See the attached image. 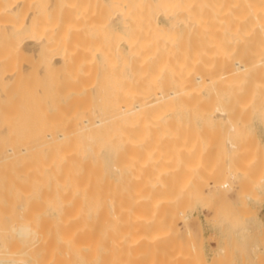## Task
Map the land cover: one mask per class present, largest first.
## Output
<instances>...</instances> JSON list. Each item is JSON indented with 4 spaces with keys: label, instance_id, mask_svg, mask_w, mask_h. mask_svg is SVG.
Listing matches in <instances>:
<instances>
[{
    "label": "bare ground",
    "instance_id": "1",
    "mask_svg": "<svg viewBox=\"0 0 264 264\" xmlns=\"http://www.w3.org/2000/svg\"><path fill=\"white\" fill-rule=\"evenodd\" d=\"M198 119L224 122L212 164ZM253 120L264 129V0H0V261L185 264L186 244L199 264L185 187L215 172L210 209L250 211Z\"/></svg>",
    "mask_w": 264,
    "mask_h": 264
},
{
    "label": "rangeland",
    "instance_id": "2",
    "mask_svg": "<svg viewBox=\"0 0 264 264\" xmlns=\"http://www.w3.org/2000/svg\"><path fill=\"white\" fill-rule=\"evenodd\" d=\"M201 120H202V122H201ZM198 119V120H196L195 121V123H197L196 125L195 124H192L191 122H194V121H191L190 122V127H191V125H194V126H197V127H195V129L197 128L198 130L199 129H201V126L200 125H202V127H204L205 128V122H206V125L207 126H209V128H208V131H206V136H207V134H208V136H210V140H209V137L207 138V137H203V134H202V132H201V134H202V137L205 139H203L202 137H200V136H197L198 134L196 133L198 130L196 129H191V131L192 132H194V130L196 131V132H194L195 134H196V136L195 137H200L199 138V140L201 141V139H203V142H205V143H203L202 141V143H203V146H204V148L205 147H207V149H206V154L208 155V156H210L211 154H212V156L211 157H209V158H207L206 160L207 161H211L212 163H213V161H212V159L214 160L215 159V149H217V147H215V149H212V148H214V147H212L213 145L212 144H214V146L218 143V142H220V139H221V137L223 138L224 137V135L223 136H221L222 135V133L221 132H223L224 133V122H222L221 121V124L220 123H218L219 124V126H220V128H219V126H217L218 124L216 123V122H212V124H210V122L209 121H218V120H213V119H206V120H209V121H205V122H203L204 121V119ZM256 121H258V120H256ZM255 121V122H256ZM200 122V123H199ZM207 122H209V123H207ZM253 122H254V120H253ZM252 122V123H253ZM254 122V124H255V126H256V124H257V126L256 127H254V125L252 126L254 129H255V135H254V131H253V128H252V131L250 132H248V131H245V130H242V131H244V132H242L240 135H242L243 136V138H244V140H245V138H247V137H245L244 136V133L246 134V132H248V134L247 135H251V137H248V139L246 140V141H248L249 140V138H251L250 139V143H249V141H248V143L249 144H251V143H253V144H251V145H249L247 142H245L247 145H245V144H243V142H242V145H243V147L241 146V149L243 148L244 149V146H247L245 149H246V151H245V149H244V151H245V154L246 153H249V151L251 152V153H249L248 155L246 154V156H247V158L244 156V151H243V153L240 155L241 156V158H240V156H239V158H240V161L239 162H241L239 165H240V167L243 165V167H242V169L245 171V172H247L248 173V175H251L250 177H253V178H255L256 176V174H258V173H260V175H258V177H259V179L261 178V176H263V174H264V172L262 171V168H263V170H264V158H262L261 157V159H260V161H259V159H257V158H259L260 156H262V154H263V152L264 151H262V150H264V148L262 149V150H260L261 152L260 153H262L261 155H260V153H259V156L257 157V155L258 154H256L257 152H259L258 150L260 149V147H264V129H263V127L261 126V124L259 123V121L257 122V123H255ZM204 125H203V124ZM208 124H210V125H208ZM189 125H187V126H189ZM252 125V124H251ZM251 125H248V126H246V127H244V128H247V130H250V129H248V128H250L251 127ZM259 125V126H258ZM189 127V128H190ZM191 128H194L193 126L191 127ZM203 128V129H204ZM217 128H219V130H221V135L219 134V132H218V135H216V133L215 132H217ZM227 129V128H226ZM206 130V129H205ZM205 130H202L201 129V131H203V133L205 132ZM210 130V131H209ZM200 131V130H199ZM214 131V132H213ZM199 133V135H201L200 134V132H198ZM212 133H213V135H212ZM215 133V134H214ZM226 133V132H225ZM224 133V134H225ZM250 133V134H249ZM194 134V135H195ZM214 135H216L217 136V138L216 137H213ZM219 135L221 136L220 137V139H218L219 138ZM254 135V136H253ZM227 136V135H226ZM241 136V137H242ZM255 136L257 137V138H255ZM214 139H213V138ZM213 140H212V139ZM216 138V139H215ZM243 138L241 139V140H243ZM254 138H255V140H254ZM256 139L258 140V141H256ZM259 139H260V142H259ZM196 140V139H195ZM208 140L209 141H212V144H211V146L209 145L211 142H208ZM215 140V141H214ZM219 140V141H218ZM223 140V139H222ZM221 140V141H222ZM241 140H240V138H239V143H241ZM243 140V141H244ZM253 140H254V142H253ZM216 141H218V142H216ZM225 141V140H224ZM256 141V142H255ZM261 141L263 142V143H261ZM196 142V141H195ZM198 143L200 144V142L198 141ZM209 143V144H208ZM254 143H256V144H254ZM257 143H258V145H257ZM259 143L261 144V145H263V146H260L259 145ZM196 144H197V142H196ZM219 144V143H218ZM200 145H202V144H200ZM208 145L210 146L209 148H208ZM223 145H224V143H223ZM249 145V146H248ZM254 145V146H253ZM196 146V145H195ZM198 147H199V145H197ZM217 146V145H216ZM255 146H257L258 148H256ZM198 147H196V148H198ZM252 147H255V149H256V151H253L254 150V148H252ZM204 148H202L203 150H204ZM212 149V150H209V149ZM201 149V150H202ZM242 149V150H243ZM195 150V149H194ZM212 151V152H210V153H208V151ZM215 150V151H214ZM198 151H199V153L201 152V153H203L202 151H200L199 150V148H198ZM197 154H196V157H192V158H198V152L197 151H195ZM213 152H214V154H213ZM252 152H255V153H252ZM200 153V154H201ZM241 153V152H240ZM205 154V155H206ZM195 155V153L193 154V156ZM204 154H202V156H203ZM205 155H204V158H206V157H208L207 155H206V157H205ZM243 155V156H242ZM201 158H202V156L201 155H199ZM215 156V157H214ZM263 156H264V154H263ZM245 157V158H244ZM252 157V158H251ZM256 157V161H257V163H256V161H254L255 158ZM189 158H190V156H189ZM188 158V159H189ZM201 158L198 160V161H196L195 163H194V166H191V167H194V169H195V172H196V170H199L201 167H200V165L203 163L202 161H204V162H206V160H204V158H203V160L200 162L201 164H197V162H199L200 160H201ZM243 159V160H242ZM253 159V160H252ZM192 160V159H191ZM191 160H189V161H191ZM196 160V159H195ZM195 160H193V161H195ZM249 160V161H248ZM193 161L191 162V163H193ZM250 161H253L252 163H256V164H258V163H260L261 161L263 162V164H259V165H261L260 167L258 166V165H256V164H252L253 165V167H255V166H258V170H260L259 172H258V170H252L253 168H251V164L249 165V167L251 168V169H249L248 167H247V165L250 163ZM259 161V162H258ZM208 162V163H209ZM210 162V163H211ZM242 162H243V164H242ZM244 162H247V164L245 163L244 164ZM249 162V163H248ZM190 163V164H191ZM207 163V166H206V168L207 167H209V165H210V170H212L213 169V171H215V165H214V167H213V165H212V169H211V164H208ZM214 163H215V161H214ZM204 164H206V163H204ZM203 164V165H204ZM193 165V164H192ZM195 165H199L198 166V169H197V167L195 166ZM200 167V168H199ZM203 167V166H202ZM262 167V168H261ZM205 168V169H206ZM202 169V168H201ZM200 169V170H201ZM248 169L249 170H252V171H255V172H253V176H252V174H251V171L250 172H248ZM256 169V168H255ZM199 170V172H198V177L200 176V172H201V175L202 174H204V179H207V176H208V180H207V183H206V186L205 187H202V189L200 188V184H198L199 185V187H198V185H197V187H195V189H198V191L196 192L195 191V189L194 188H192V186L190 187V185L187 187V188H190V190L188 191V189L185 187V190L187 191L186 193V197H185V199L183 200V206H181V209L184 211V213L185 214H187L188 216H189V219H188V221H189V223H190V226L196 231L197 230V232L200 234H202V236H203V241L202 242H200V243H198L200 246H198V244H197V246L195 247V248H198V249H196V250H200V251H198V253H199V255L197 254L196 256V258L197 259H195V261H198L200 258L203 260H205V261H202L201 262V259L199 260V264H207V263H211V264H214V261L216 262V264L218 263L217 262V260L218 261H221V262H223L224 264H255V262H257V261H260V259H261V261H263L264 262V260H262V259H264V185H259V184H264V182H260V183H258L259 181V179L256 177V179H257V182H256V179L254 180V181H252V180H250V184H249V189H248V192L250 193V199H247L248 201V206H249V210L250 211H252V209H253V211L252 212H254V214H249L248 212H250V211H248V210H245L244 212H246V213H244L243 211H240L239 212V215H237V216H240V218L241 219H239V217H237L236 219H239L238 221L234 218V217H232L233 216V212H230L231 210H232V206L230 205V204H228V203H224L225 204V207L227 208V209H229V207H230V209L229 210H227V209H225V208H223V211H221V212H218L217 214L216 213H214L211 209H210V207L212 206L211 204L213 203V201L212 200H214L215 202H220V200L224 197V193H223V191H218L214 186H212L210 183L213 181V178H214V176H213V178H212V176H211V174H214L215 172H213L212 173V171H211V174L209 173V175H207L206 176V174H208L207 173V171H205L204 170V168H203V170H201L200 171ZM207 170H209V168L207 169ZM203 171V172H202ZM188 172V171H187ZM187 172H186V175L187 176H185V177H187V178H189L190 176H191V174L194 172H192V171H190L189 173H191V174H187ZM194 172V173H195ZM258 172V173H257ZM261 172H263V174L261 173ZM197 173V172H196ZM206 173V174H205ZM246 173V174H247ZM250 173V174H249ZM254 173H256V174H254ZM182 175V174H181ZM196 175V174H195ZM189 176V177H188ZM193 176V175H192ZM169 178H171V177H169ZM169 178H167V180L169 179ZM187 178H183V180H185L184 182H188V180H187ZM194 178V184H195V182L196 183H198V181H196L195 180V177H193ZM197 178V177H196ZM249 178V177H248ZM200 178H198L197 180H199ZM201 179H203V176L201 177ZM246 179H247V177H246ZM171 180H173V179H169L168 180V182L169 181H171ZM187 180V181H186ZM248 180V179H247ZM200 181V180H199ZM202 181V180H201ZM201 181L199 182V183H201ZM204 182L206 181V180H203ZM182 183V185L183 184H186V183ZM252 182V183H251ZM254 182H256V185L258 186H256L255 185V183ZM247 183H248V181H247ZM258 183V184H257ZM180 184H181V182H180ZM202 184V183H201ZM252 185L254 186V187H252ZM202 186V185H201ZM204 186V185H203ZM259 186H261L260 188H259ZM254 188V189H253ZM259 188V189H258ZM194 189V190H193ZM250 189H251V191H250ZM256 189V191H254ZM191 190H193V192L195 191V193H193ZM199 190H200V192H203L204 190V193L206 194L205 196H207L208 197V194L206 193V192H209L210 193V197L209 198H211L210 199V201L212 202V203H210V206H209V204H207V202L209 201L208 199L209 198H207L206 200H205V197H204V199H203V197H201V196H204V195H201L200 194V192H199ZM202 190V191H201ZM191 191V192H190ZM253 191V192H252ZM189 192V193H188ZM252 192V193H251ZM198 193V194H197ZM204 193H202V194H204ZM257 195H256V194ZM199 194L201 195V196H199ZM257 197V198H256ZM204 200H205V203L203 204V202H204ZM246 200V199H245ZM202 204L204 205V206H202ZM224 204H222V206L224 205ZM226 204H228V205H226ZM206 206H208L209 207V210H208V207L206 208ZM216 206V205H215ZM215 206L213 205V207L215 208ZM219 206V205H218ZM217 206V207H218ZM221 206V207H222ZM238 206H240V205H237L236 207H238ZM216 207V208H217ZM242 207V206H241ZM240 207V208H241ZM206 210H205V209ZM220 208V207H219ZM218 208V209H219ZM250 208H252V209H250ZM221 209V208H220ZM202 210V211H201ZM206 212H208V213H206ZM251 212V213H252ZM248 213V215L246 216V214ZM206 214V215H205ZM209 216V220L207 219V217ZM257 216V217H256ZM206 217V218H205ZM217 217H219L218 219H220V218H225V221L223 220V223H225L224 225H223V227H224V230H222V222L221 223H219V220L217 219ZM250 217V218H249ZM252 217V218H251ZM253 217L255 218V219H257V220H253ZM245 218V219H244ZM250 219H252L253 221H251ZM241 220V221H240ZM246 220V221H245ZM245 221V222H244ZM248 221H250V224H248L249 222ZM178 224H179V226L181 227L182 226V228L184 227V223H183V218L182 219H178ZM242 222V223H241ZM248 222V223H247ZM252 222H253V224H252ZM247 223V224H246ZM182 224V225H181ZM219 224H221L220 226L222 227H219ZM244 224V225H243ZM253 225V226H252ZM243 226V228L242 229H240V227H242ZM252 227V228H251ZM201 231V232H199V231ZM221 230V232L219 233V231ZM240 231V232H239ZM221 234V235H220ZM242 234H244L243 236H241ZM201 239V240H202ZM184 248V249H182V247ZM178 249H177V247H175L178 251H179V249H180V251H182V252H180L181 253V255H188V254H190V255H188L189 257L193 254L192 252L194 251H192L191 253H190V249H189V247H188V250H190V251H186V249H185V246H186V244H182ZM189 246V245H188ZM193 247V246H192ZM192 247H190V248H192ZM220 247H225L224 249H226V251L225 252H221V254H219V253H214V252H216V251H218V249L220 248ZM194 248V247H193ZM194 248V249H195ZM200 248V249H199ZM171 250V249H170ZM169 250V251H170ZM214 250V251H213ZM168 251V252H169ZM175 252L176 250H172L171 252ZM171 252H169V254H171ZM186 252V253H185ZM189 252V253H188ZM185 253V254H184ZM197 252L195 251V253L192 255L193 257H194V255L196 254ZM213 253L215 254V255H213ZM168 254V255H169ZM216 254H219L218 256L216 255ZM187 256V257H188ZM199 256H201V257H199ZM188 257V260L187 259H185V261H184V258L182 257V259H183V263L184 262H187V263H185V264H188V261L189 260H191L190 258ZM215 257V258H214ZM214 259H216V260H214ZM187 260V261H186ZM207 260V261H206ZM212 260H214V261H212ZM194 260H192V263L194 262V263H196ZM213 263H212V262ZM191 262V261H190ZM189 262V263H190ZM258 263H260V262H257L256 264H258ZM191 264V263H190ZM196 264H198V263H196ZM219 264V263H218ZM260 264H262V262L260 263ZM264 264V263H263Z\"/></svg>",
    "mask_w": 264,
    "mask_h": 264
},
{
    "label": "clouds",
    "instance_id": "3",
    "mask_svg": "<svg viewBox=\"0 0 264 264\" xmlns=\"http://www.w3.org/2000/svg\"><path fill=\"white\" fill-rule=\"evenodd\" d=\"M30 231H31L30 229L25 228V229L22 230V234L23 235H28L30 233ZM0 264H6V262L5 261H0ZM7 264H12V262L8 261Z\"/></svg>",
    "mask_w": 264,
    "mask_h": 264
}]
</instances>
